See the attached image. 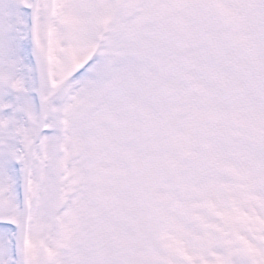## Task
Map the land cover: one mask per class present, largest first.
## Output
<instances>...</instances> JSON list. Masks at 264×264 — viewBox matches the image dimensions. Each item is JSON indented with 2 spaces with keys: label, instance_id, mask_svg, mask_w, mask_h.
I'll use <instances>...</instances> for the list:
<instances>
[{
  "label": "snow or ice",
  "instance_id": "snow-or-ice-1",
  "mask_svg": "<svg viewBox=\"0 0 264 264\" xmlns=\"http://www.w3.org/2000/svg\"><path fill=\"white\" fill-rule=\"evenodd\" d=\"M0 264H264V0H0Z\"/></svg>",
  "mask_w": 264,
  "mask_h": 264
}]
</instances>
